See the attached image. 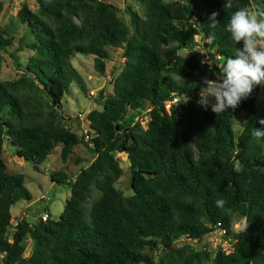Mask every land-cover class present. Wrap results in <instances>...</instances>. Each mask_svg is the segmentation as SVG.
Here are the masks:
<instances>
[{
	"label": "trees",
	"instance_id": "trees-1",
	"mask_svg": "<svg viewBox=\"0 0 264 264\" xmlns=\"http://www.w3.org/2000/svg\"><path fill=\"white\" fill-rule=\"evenodd\" d=\"M125 1L128 26L102 0H34L36 11L24 3L16 11L26 34L16 51L31 54L17 78L0 80V264H264V139L252 135L264 130V100L256 102L257 87L235 110L218 115L196 103L201 81L216 79L222 58L234 54L228 18L242 7L264 11V0H233L230 9L223 0ZM197 39L200 51L177 53ZM10 43L0 31V49ZM108 47L121 48L123 65L109 83L112 91L98 92L100 109L85 114V138L60 112L71 82L89 97L70 58L92 55L102 74ZM174 97L184 102L165 108ZM138 115L147 117L144 127L134 120ZM4 140L35 170L57 145L61 161L77 144L89 148L92 160L74 175L48 173L69 187L57 219L20 218L6 233L10 207L30 194L20 173L5 170ZM113 151L129 162L128 195L114 186L122 169ZM235 219L241 228H233ZM215 229L230 242L228 252L210 256L177 242ZM25 236L31 248L23 256Z\"/></svg>",
	"mask_w": 264,
	"mask_h": 264
},
{
	"label": "rangeland",
	"instance_id": "rangeland-1",
	"mask_svg": "<svg viewBox=\"0 0 264 264\" xmlns=\"http://www.w3.org/2000/svg\"><path fill=\"white\" fill-rule=\"evenodd\" d=\"M112 4L116 8L117 15L128 26V15L125 11V0H102ZM2 9L0 11V31L2 38H9L11 43L6 45L4 49H0V80H11L17 78L22 72L23 62L26 56L31 54V51L23 48L17 52L18 39L26 35L24 34L23 24L16 18V11L21 4L32 10L36 11V4L34 0H1ZM135 10H140V7L134 6ZM250 9L253 10L252 7ZM200 42L198 39L195 45L191 48H179L177 53L182 56H187L196 51H200ZM108 57L104 61V71L102 74L97 73L93 66L92 55H85L75 53L70 58V64L77 74L81 77L82 82L89 94L86 97L79 91L75 82H71L67 92L61 98L60 112L64 116H69L72 119L65 122L66 126L77 134H83L85 137L84 129H87L85 121V114L92 108L100 109L101 96L112 91V86L109 84L116 74L120 71L123 65L124 57L120 47H108ZM264 100V85L258 86V93L256 102ZM175 103L184 102L182 97H175ZM167 108V105H165ZM80 114V117L77 114ZM76 118V119H75ZM140 125L144 127V116L138 119ZM238 124H234L233 128L237 130ZM112 155L118 162L119 167L122 169L121 175L114 182V186L119 189L124 195L131 193L129 188V162L124 152L113 151ZM2 159L5 165V170L9 173H20L22 175L23 186L30 194L29 200H19L10 207V227L7 234L13 228L15 222L22 218L29 224H34L38 221L42 213L47 214L49 220H55L60 213L63 204L69 196V187L66 184H59L52 182L48 176L49 171L59 170L65 172L68 176L74 175L79 167L86 166L92 160V154L89 148L77 144L73 146L71 153L65 161H61L59 157V146H55L53 151L46 156V158L37 166V170L33 169L31 162L17 157L12 146L6 140L2 145ZM243 221L235 219L233 223L234 229L242 227ZM25 239V248L23 256L30 253L31 241L27 236ZM219 236L213 234L205 235L197 240H181L177 241L179 244L187 243L195 249L204 248L210 256L214 251L220 249L227 251L231 249L230 242H226ZM10 240V239H8ZM155 259V253L152 254Z\"/></svg>",
	"mask_w": 264,
	"mask_h": 264
},
{
	"label": "clouds",
	"instance_id": "clouds-1",
	"mask_svg": "<svg viewBox=\"0 0 264 264\" xmlns=\"http://www.w3.org/2000/svg\"><path fill=\"white\" fill-rule=\"evenodd\" d=\"M233 0H223V8H232ZM217 13L209 16L211 27L220 23ZM225 31L235 45L234 54L222 58L216 79L204 78L199 86L197 105L215 114L235 110L242 101L247 100L254 89L264 85V11L242 7L228 18ZM214 37L209 36L211 40ZM259 123L264 125V119ZM253 137L264 139V130L253 129ZM240 171L238 165L235 169ZM217 207H223L225 201L217 199ZM248 227L244 225L242 231Z\"/></svg>",
	"mask_w": 264,
	"mask_h": 264
},
{
	"label": "built area",
	"instance_id": "built-area-1",
	"mask_svg": "<svg viewBox=\"0 0 264 264\" xmlns=\"http://www.w3.org/2000/svg\"><path fill=\"white\" fill-rule=\"evenodd\" d=\"M174 101H175V97H174L173 99H171L170 101H167L166 105H168L169 103L174 102ZM77 116L80 117V114L78 113ZM140 117H141L140 115L135 116V117H134V120H135V121H138V119H139ZM144 118H145V120L147 119L146 116H144ZM85 121H86V120H85ZM138 122H139V121H138ZM144 122H145V121H144ZM83 131H84V133H85V138H87V137H88V135H87V133H88V128H87V129H84ZM47 217H48L47 214L42 213V214L39 216V219L42 220V221H44V220H46ZM213 233H214L216 236H219V239H218V240L223 239V237H222L223 230H221V229H215L214 231L209 232V233H207L206 235H208V234H213ZM204 236H205V235H204ZM223 240H225L226 242H229V241L226 240V239H223ZM221 251H222V250H221ZM228 251H229V250L224 251V252H228Z\"/></svg>",
	"mask_w": 264,
	"mask_h": 264
}]
</instances>
